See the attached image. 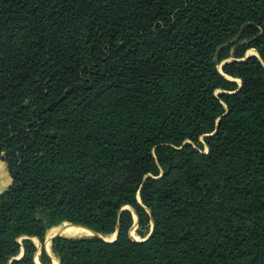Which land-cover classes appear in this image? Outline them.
Returning <instances> with one entry per match:
<instances>
[{
  "label": "trees",
  "instance_id": "obj_1",
  "mask_svg": "<svg viewBox=\"0 0 264 264\" xmlns=\"http://www.w3.org/2000/svg\"><path fill=\"white\" fill-rule=\"evenodd\" d=\"M0 157V264H264V0H0Z\"/></svg>",
  "mask_w": 264,
  "mask_h": 264
},
{
  "label": "rangeland",
  "instance_id": "obj_2",
  "mask_svg": "<svg viewBox=\"0 0 264 264\" xmlns=\"http://www.w3.org/2000/svg\"><path fill=\"white\" fill-rule=\"evenodd\" d=\"M249 50V49H248ZM246 51V53H245V55L247 54V55H252V53H256L255 52V50L254 49H250V50H253L254 52H249V51ZM244 55V56H245ZM233 59H235V58H233V57H230V58H228L226 61H229V60H233ZM218 69L220 70L221 69V64H218ZM228 78H231V77H229V76H227ZM232 80H234V81H236L238 84L240 83V80L238 79V78H234V79H232ZM200 141L202 142L203 140H202V138H200ZM197 148H199V147H197ZM199 150L201 151V152H206L207 151V147H206V145L205 144H203L202 146H201V148H199ZM64 223H68V222H64ZM64 223H61L60 225H57V226H54V227H51L50 229H48V231L46 232V234H45V236H44V241H43V245H44V247H45V241H46V239L49 237V238H51V236L52 235H54V234H56L55 232H56V230L55 229H57V228H62V227H65V226H70V225H66V224H64ZM69 224V223H68ZM73 228H77V229H84V228H81V227H73ZM136 229H137V224L135 223L134 225H133V227H132V229H131V232H130V235H131V238H134V239H136V240H141L142 239V237L136 232ZM145 232H147L146 230H145ZM52 233V234H51ZM51 234V235H50ZM148 234L149 233H145V237L146 236H148ZM88 235H90V234H84V235H80V236H88ZM64 236V235H63ZM111 236H114L113 234H111V235H107V236H105L107 239H111L112 237ZM34 241H35V243L36 244H38V241L37 240H35V238H34ZM53 260H54V257L52 258ZM52 264H53V261H52Z\"/></svg>",
  "mask_w": 264,
  "mask_h": 264
},
{
  "label": "bare ground",
  "instance_id": "obj_3",
  "mask_svg": "<svg viewBox=\"0 0 264 264\" xmlns=\"http://www.w3.org/2000/svg\"><path fill=\"white\" fill-rule=\"evenodd\" d=\"M74 226H65V227H62V228H57L55 229L56 232L60 233L61 235H64V236H80V235H84V234H91L90 230L89 229H77V228H73ZM82 227V226H81ZM55 232V233H56ZM52 234V233H51ZM50 234V235H51ZM112 238L114 236H111ZM36 240V239H35ZM50 245H51V242H50V238L48 237L45 241V248L50 252L51 249H50ZM48 252V253H49ZM53 258V257H52ZM53 264H57V260L54 258L53 260Z\"/></svg>",
  "mask_w": 264,
  "mask_h": 264
},
{
  "label": "water",
  "instance_id": "obj_4",
  "mask_svg": "<svg viewBox=\"0 0 264 264\" xmlns=\"http://www.w3.org/2000/svg\"><path fill=\"white\" fill-rule=\"evenodd\" d=\"M255 52H256V53H252V55H256V56L259 57L257 51H255ZM247 56H248V55L246 54L243 58H241V60L245 59ZM227 78H228V77H227ZM239 86H240V83H239ZM133 213H134V212H133ZM134 217H136L135 214H134ZM135 223H136V222H135ZM69 224H72V223H69ZM72 225H76V224H72ZM79 226H81V225H79ZM82 227H84V226H82ZM85 228H86V227H85ZM87 229H88V228H87ZM89 230H90V232H91L90 235H97L98 237L102 238V239L105 240V241H112V240H114V239L116 238V236H117V229L114 231V233H113L114 237L111 238V239H107L105 236H103V235H101L100 233H97V232H95V231H93V230H91V229H89ZM151 230H152V225H151V228H150V232H151ZM150 232H149L148 236L150 235ZM58 235H61V234L58 233V232H56V234L52 235L51 238H50V242H51L52 237H54V236H58ZM148 236H147V237H148ZM147 237H145L144 239H146ZM35 239L38 241V244H37V245H38V248H40V241H39L37 238H35ZM132 239H134V238H132ZM134 240H136V239H134ZM141 240H143V239H141ZM46 251L49 252L47 249H46ZM22 253H23V250L21 249V252H20V254H19V256H18L17 258H19V257L22 255ZM35 260H36V262H38L37 257L35 258ZM38 263H39V262H38ZM57 264H58V262H57Z\"/></svg>",
  "mask_w": 264,
  "mask_h": 264
},
{
  "label": "crops",
  "instance_id": "obj_5",
  "mask_svg": "<svg viewBox=\"0 0 264 264\" xmlns=\"http://www.w3.org/2000/svg\"><path fill=\"white\" fill-rule=\"evenodd\" d=\"M11 179L7 171L5 162L0 157V192L5 190L10 184Z\"/></svg>",
  "mask_w": 264,
  "mask_h": 264
}]
</instances>
